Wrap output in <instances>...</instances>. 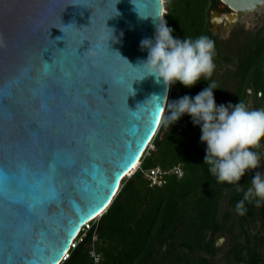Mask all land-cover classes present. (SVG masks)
Listing matches in <instances>:
<instances>
[{
    "label": "water",
    "instance_id": "1",
    "mask_svg": "<svg viewBox=\"0 0 264 264\" xmlns=\"http://www.w3.org/2000/svg\"><path fill=\"white\" fill-rule=\"evenodd\" d=\"M219 1L233 13L264 6ZM133 3L0 0V264H61L158 133L171 90L135 81L133 66L165 8Z\"/></svg>",
    "mask_w": 264,
    "mask_h": 264
},
{
    "label": "trees",
    "instance_id": "2",
    "mask_svg": "<svg viewBox=\"0 0 264 264\" xmlns=\"http://www.w3.org/2000/svg\"><path fill=\"white\" fill-rule=\"evenodd\" d=\"M213 1L167 0L164 18L175 36L207 35L213 39L215 63L234 64L229 76L224 75L226 81L234 83L232 98L225 105L247 103V90L252 87L256 89V108H260L264 104V30L247 41L235 58L211 30ZM207 82L193 88L173 85L169 102L183 95L194 97ZM216 83L217 99L226 91ZM201 134L188 115L171 128L160 125L152 141L154 150L144 153L140 168L123 180L107 211L90 223V229L82 231V242L61 264H95L90 253L93 248L101 255L100 264H214L210 258L219 256L217 240L223 235L232 239L223 264H264V203L257 207L246 202L247 213L241 216L236 212L243 192L217 183L208 172L204 161L207 146ZM177 165H182L183 177L171 176L162 187H151L144 175L148 169ZM254 175L246 174L240 185L249 186Z\"/></svg>",
    "mask_w": 264,
    "mask_h": 264
},
{
    "label": "clouds",
    "instance_id": "3",
    "mask_svg": "<svg viewBox=\"0 0 264 264\" xmlns=\"http://www.w3.org/2000/svg\"><path fill=\"white\" fill-rule=\"evenodd\" d=\"M135 8L138 11L136 5ZM151 18L155 24V38L141 40L142 50L148 52L147 58L133 66L118 53L136 69L135 81L152 77L156 83L162 82L166 91L177 83L193 88L201 81H208V86L194 97L183 95L167 101L166 115H161L159 123L171 128L185 115L192 118L193 124L201 129V141L207 146L204 161L208 172L217 183L235 186L237 191L243 192L242 199L235 205L236 212L243 216L247 213L246 202H254L257 207L264 203V174L257 171L249 186L240 185L246 174L264 163L258 151L264 145V108L250 109L243 101L218 105L214 95L217 83L211 79L216 69L215 41L207 35L180 38L174 35L175 30L163 16ZM110 30L108 44L109 41L118 43L114 29ZM131 89L134 95L133 83ZM153 98L161 97L153 95L150 100ZM137 110L131 111L137 115Z\"/></svg>",
    "mask_w": 264,
    "mask_h": 264
},
{
    "label": "rangeland",
    "instance_id": "4",
    "mask_svg": "<svg viewBox=\"0 0 264 264\" xmlns=\"http://www.w3.org/2000/svg\"><path fill=\"white\" fill-rule=\"evenodd\" d=\"M164 3V8H165V12L167 11V0H163ZM264 6L260 7L259 9H257L258 12H261L260 9H262ZM248 19H251V23L250 24H245L243 22L239 23L240 25H238V27L236 28L233 37L230 39L229 37V32L232 28V24L230 23L229 26H226V31H222L219 33L218 38H220L222 46H224L227 50L228 53L231 55H235L232 53L234 51H237L236 53H239L240 49L239 47L242 46L243 44H245L247 37H249V33L252 31V29H254L255 27V23H254V16H250L248 17ZM244 24V25H243ZM243 27L246 28V31H244V33H241V36H236L237 34L240 35V33L238 31H240V28L242 29ZM215 32V36L217 35V29L214 30ZM241 32V31H240ZM235 37H237V39H235ZM237 56V55H235ZM237 58V57H236ZM216 64V69L214 72V79L216 81H218V83L221 86L225 87V93L221 96V97H217L216 102L217 104H225L227 101H229L232 98L233 92H234V83L232 81H226V77H224V75L226 73H228L230 70L234 69V64ZM229 76V74L227 75ZM149 150L153 151L154 150V146L151 144L150 147H148ZM262 174H264V172L261 170L260 171ZM226 203L224 202V204L222 205V209L225 208ZM232 244V239L227 237L226 235L223 236H219L218 240H217V246L220 249V253L219 256L217 258H213L211 257V261L214 264H223V255L226 253V251L231 247Z\"/></svg>",
    "mask_w": 264,
    "mask_h": 264
},
{
    "label": "flooded vegetation",
    "instance_id": "5",
    "mask_svg": "<svg viewBox=\"0 0 264 264\" xmlns=\"http://www.w3.org/2000/svg\"><path fill=\"white\" fill-rule=\"evenodd\" d=\"M261 12H254V13H233L232 11H229L227 8H223L222 4L220 3L219 0H214L211 7H210V11H209V18H210V25H211V30L215 35L214 30L217 29V37L219 35L220 32L222 31H226V26H229L230 23L232 24V28L229 32V37L230 39L232 38L233 40V35L234 32L236 30V28L238 27V25H240L239 23L243 22L246 25L251 23V19H248V17L250 16H254V23H255V28L252 29V31L249 33V37H247L246 42L249 41L250 39H253L254 37H256L258 34H261V32L264 30V7L262 9H260ZM233 14V20H231L230 18H226L225 14ZM235 14V15H234ZM244 25V24H243ZM241 31V32H240ZM240 31H238L240 33V35H236V36H241V33H244V31H246V28L243 27L242 29L240 28ZM263 36V35H262ZM220 39V38H219ZM235 39H237V37H235ZM245 42V44H246ZM245 44H243L242 46H240L238 49L239 51H242L246 46ZM237 51L232 50V53L237 55L235 56V58L239 57L240 53H236ZM231 65V64H230ZM263 66H264V58H263ZM230 74V71L228 73H226V75ZM249 90H251V92H249ZM255 88L249 87L247 90V95H248V102L246 103L247 106L250 109H257L259 107L256 108V105L258 103V101L256 100L255 96ZM234 93V92H233ZM260 102V101H259ZM260 108H264V104L260 105ZM258 151L260 152L261 156L264 157V145H262ZM264 172V163H262V166L259 169L253 170L252 172H260V171Z\"/></svg>",
    "mask_w": 264,
    "mask_h": 264
},
{
    "label": "built area",
    "instance_id": "6",
    "mask_svg": "<svg viewBox=\"0 0 264 264\" xmlns=\"http://www.w3.org/2000/svg\"><path fill=\"white\" fill-rule=\"evenodd\" d=\"M151 144H150V146H151ZM139 168H140V165L138 166V168L136 170H138ZM144 175H145L146 179L150 182V186L151 187H162V186L166 185L168 179L171 176H176L178 178H182L183 175H184V170H183L182 165H177V166L172 167V168H169V169H165V168H162V167H155V168L146 170L144 172ZM90 223L91 222H89L88 224H86L82 228V230L80 231V233L76 236L74 242L72 243V246L70 247V252L79 243L82 242V240H83V238L85 236V234H82V231H83V233H85L88 229H90ZM70 252L63 259V261H65V260H67L69 258ZM90 253H91V256L94 258L95 264H100V262H101V255L98 254L94 248L91 250Z\"/></svg>",
    "mask_w": 264,
    "mask_h": 264
},
{
    "label": "bare ground",
    "instance_id": "7",
    "mask_svg": "<svg viewBox=\"0 0 264 264\" xmlns=\"http://www.w3.org/2000/svg\"><path fill=\"white\" fill-rule=\"evenodd\" d=\"M149 145H150V143H149ZM149 145H148V147H149ZM138 166H139V163L135 166V170L138 168Z\"/></svg>",
    "mask_w": 264,
    "mask_h": 264
}]
</instances>
